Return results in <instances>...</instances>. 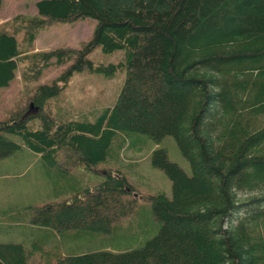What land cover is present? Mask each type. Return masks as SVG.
I'll return each instance as SVG.
<instances>
[{"label":"trees","instance_id":"1","mask_svg":"<svg viewBox=\"0 0 264 264\" xmlns=\"http://www.w3.org/2000/svg\"><path fill=\"white\" fill-rule=\"evenodd\" d=\"M36 8L14 18L30 24L28 49L46 21L98 24L80 50L35 52L43 66L77 60L37 87L35 119L0 120V264H264V0ZM11 23L0 25V87L16 77L22 52ZM97 46L122 52L119 63L95 67L88 53ZM86 66L126 68L114 101L65 117L45 111ZM143 160L169 191L142 195L140 181L153 188Z\"/></svg>","mask_w":264,"mask_h":264},{"label":"rangeland","instance_id":"2","mask_svg":"<svg viewBox=\"0 0 264 264\" xmlns=\"http://www.w3.org/2000/svg\"><path fill=\"white\" fill-rule=\"evenodd\" d=\"M37 1L3 0L0 9V25L4 22H13L11 24H14L15 27L11 31L17 35L22 51L19 66L16 70V77L9 86L0 87L1 121L9 119L19 113L23 115H21L23 118L26 117L28 120L35 119V116L38 115L40 110L35 107L31 97L37 87L58 79L77 60V57H72L65 62L57 63L56 57H52L49 60V64L43 66L45 63L43 61L37 62L36 58L33 57L34 53L52 51L57 48L80 50L92 39L98 24V20L92 17L80 18L75 21H46L36 27L37 38L33 47H29L28 49L25 38L27 32L30 30V24L14 18L18 14L37 15ZM121 57L122 52L105 53L101 46L95 47L88 53V58L94 62L95 67L100 65L109 67L111 63L117 64ZM41 66L42 71L38 74ZM89 68V66H86L81 71L74 69L61 94L56 99L50 100L45 111L60 112L65 117L69 114L76 115L75 113L79 108L87 111L113 102L117 95L116 93H119L125 80L126 68L119 66L114 74ZM36 125H40L38 120H36ZM168 145L171 158L178 159L177 155L179 156V154L176 144L170 141ZM174 150L175 152L177 151V155L174 154ZM146 161L143 160L141 162L142 168L144 169L143 174L150 179L149 182H151V187L153 188H150L149 185L143 184L140 181L139 188L141 189L142 195H148L149 192L153 191L154 187L164 188L166 191H169L171 182L162 177L161 173L163 172L161 170L154 169L155 171H153L148 167L144 168L143 165ZM17 162L7 160L4 166L10 165L17 168L14 165ZM74 164L72 163V165ZM17 165H19V162ZM102 169L103 167L99 166L97 171L101 172ZM31 173L33 177L31 185L35 186L37 174L33 170ZM90 173L99 180L93 172ZM98 175L100 176V174ZM21 190L27 195L32 192L29 184L24 185Z\"/></svg>","mask_w":264,"mask_h":264}]
</instances>
